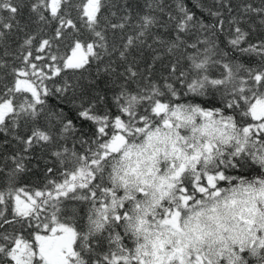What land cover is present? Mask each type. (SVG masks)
I'll return each instance as SVG.
<instances>
[{
	"label": "trees",
	"instance_id": "obj_1",
	"mask_svg": "<svg viewBox=\"0 0 264 264\" xmlns=\"http://www.w3.org/2000/svg\"><path fill=\"white\" fill-rule=\"evenodd\" d=\"M76 46L87 57L71 65ZM262 99L264 0H0V264L57 226L74 235L68 264H140L109 146L139 142L162 108L206 111L236 132L162 207L264 186ZM255 246H204L198 264H264Z\"/></svg>",
	"mask_w": 264,
	"mask_h": 264
},
{
	"label": "rangeland",
	"instance_id": "obj_2",
	"mask_svg": "<svg viewBox=\"0 0 264 264\" xmlns=\"http://www.w3.org/2000/svg\"><path fill=\"white\" fill-rule=\"evenodd\" d=\"M56 2L51 0L52 10ZM93 4H89L88 12ZM86 57L87 51L76 46L70 64H79ZM7 109V105L0 106V113ZM257 109L259 115L264 113V99L255 104V114ZM160 110L163 122L139 142H127L118 135L109 146L115 154L110 164L112 180L122 196L132 201L127 226L136 239L139 263L198 264L204 246L213 250L227 241L242 248H260L264 244L260 234L264 231V186L213 191L189 209L170 211L162 207V200L168 198L180 175L198 163L206 164L218 144L234 140L236 132L206 111ZM261 158L264 162V156ZM206 181L213 186V178ZM15 203L19 211L28 212L34 200L17 197ZM73 242V232L57 226L33 249L16 242L9 256L12 264H35L34 259L38 264H68Z\"/></svg>",
	"mask_w": 264,
	"mask_h": 264
}]
</instances>
